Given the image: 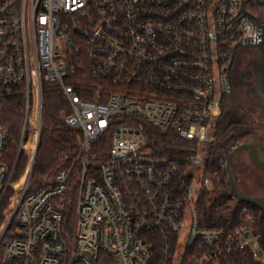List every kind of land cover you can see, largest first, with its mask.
Returning <instances> with one entry per match:
<instances>
[{
    "label": "built area",
    "instance_id": "obj_1",
    "mask_svg": "<svg viewBox=\"0 0 264 264\" xmlns=\"http://www.w3.org/2000/svg\"><path fill=\"white\" fill-rule=\"evenodd\" d=\"M243 1L0 0V83L26 87L20 151L30 155L19 178L18 160L0 161L1 197L12 191L0 264H210L236 251L264 264L253 217L204 227L198 209L219 180L210 152L234 46L262 39ZM83 58L112 84L95 99L70 81ZM44 82L62 90L65 121L82 136L68 167L30 191L39 126L34 151L25 144ZM147 123L177 132L192 154L182 162L150 146ZM10 141L0 126V159Z\"/></svg>",
    "mask_w": 264,
    "mask_h": 264
},
{
    "label": "trees",
    "instance_id": "obj_2",
    "mask_svg": "<svg viewBox=\"0 0 264 264\" xmlns=\"http://www.w3.org/2000/svg\"><path fill=\"white\" fill-rule=\"evenodd\" d=\"M249 9L254 8L251 0L246 1ZM76 72L70 81L80 91L82 97L95 99L97 89L112 87L105 79L92 75L86 58L81 62L74 61ZM233 83V82H232ZM234 88V85H233ZM103 91V90H102ZM25 85L6 87L0 83V126L10 137V145L0 161L8 163L12 168L16 161V178L25 173L29 161L28 155L20 151L25 129L27 95ZM233 106L231 100L223 103L222 114L217 124V140L211 146L213 161L210 172L217 171L219 180L214 182L211 190L203 189L198 197L199 215L204 227H225L233 229L246 223L253 217L262 232L264 248V211L257 206L240 201L233 193L226 169L222 160H226L230 152L239 144L249 142L255 134V129L247 123L229 120V111ZM38 102L35 111L38 112ZM70 104L62 90L54 83H43L42 126L38 151L31 173L29 190H36L46 186L56 174L68 167L78 147V140L82 136L80 129L71 128L65 121V114L70 112ZM38 124L33 122L26 148L33 152L36 145ZM147 141L152 147H160L182 162L192 154L190 146L184 142L174 130H163L150 124L144 128ZM12 191L3 197L0 193V226L3 222V212L10 203ZM11 237L8 232L0 243V256L5 250V241ZM210 264H259L248 251H236L226 259Z\"/></svg>",
    "mask_w": 264,
    "mask_h": 264
},
{
    "label": "flooded vegetation",
    "instance_id": "obj_3",
    "mask_svg": "<svg viewBox=\"0 0 264 264\" xmlns=\"http://www.w3.org/2000/svg\"><path fill=\"white\" fill-rule=\"evenodd\" d=\"M247 1V0H246ZM254 8L249 9L251 13L259 16L264 22V0H251ZM232 79L236 74V90L241 92V100L237 107L243 113L247 112L250 103L258 109L264 122V55L260 50L252 53L248 48H238L235 52L231 68ZM252 98V101L249 100ZM242 121V120H241ZM259 148L261 161L264 162V142H256ZM252 140V141H253ZM248 153V152H247ZM249 155V153H248ZM250 157V156H249ZM251 159V158H250Z\"/></svg>",
    "mask_w": 264,
    "mask_h": 264
},
{
    "label": "rangeland",
    "instance_id": "obj_4",
    "mask_svg": "<svg viewBox=\"0 0 264 264\" xmlns=\"http://www.w3.org/2000/svg\"><path fill=\"white\" fill-rule=\"evenodd\" d=\"M252 53H256L258 50L257 48H248ZM236 74L233 76L232 82L234 85V106L229 111V120H238L241 122H245L247 124H250L255 129V134L251 138L250 141L253 139H256V142H264V122L262 120V117L260 116V113L258 109L254 106L253 103H250L247 107V112L243 113L237 107V103L241 100V92L236 90ZM250 101H252V98H249ZM33 122H36L38 126H42V113L38 110H34L31 115V121H30V131L33 127ZM30 133V132H29ZM39 138H40V132H39ZM249 141V142H250ZM39 144V143H38ZM28 155V154H27ZM29 161L27 164V168L29 167L30 163V155H28ZM36 158V157H35ZM35 162V159H34ZM25 170V172H26ZM233 171L238 177V185L240 189L246 193V194H256L260 195V197H264V172L259 170L251 161L248 153L246 151L239 152L233 161Z\"/></svg>",
    "mask_w": 264,
    "mask_h": 264
},
{
    "label": "water",
    "instance_id": "obj_5",
    "mask_svg": "<svg viewBox=\"0 0 264 264\" xmlns=\"http://www.w3.org/2000/svg\"><path fill=\"white\" fill-rule=\"evenodd\" d=\"M242 11L255 20L257 26L261 29V37H262V39L259 42H257V43L240 42V43H238V44H236L234 46V49H233V52H232V56H231V61L229 63V76H230L231 82H232L231 68H232V65H233L235 52L237 51V49L239 47L240 48H257L264 55V22L259 16L251 13V11L247 9L245 0L243 1V4H242ZM230 100H231V105L234 106L235 95H234L233 83H232V93H231ZM37 151H38V146H37V149H36V152H35V157H36ZM242 151L248 152L252 163L259 170L264 172V162L261 161V159H260L259 148H258L257 143H255V141L253 140V141H250V142H245V143L239 144L238 146H236L230 152V154L227 157L226 171H227V174H228L230 187H231L233 193L236 195V197L240 201L247 202V203H250L252 205H255L259 209L264 211V197L246 194L240 189V187L238 185V177L235 174V172L233 171V161H234L235 156L239 152H242ZM33 166H34V164H33ZM33 166H32V169H33Z\"/></svg>",
    "mask_w": 264,
    "mask_h": 264
},
{
    "label": "crops",
    "instance_id": "obj_6",
    "mask_svg": "<svg viewBox=\"0 0 264 264\" xmlns=\"http://www.w3.org/2000/svg\"><path fill=\"white\" fill-rule=\"evenodd\" d=\"M249 195H254V196H260V195H256V194H251V193H250Z\"/></svg>",
    "mask_w": 264,
    "mask_h": 264
}]
</instances>
